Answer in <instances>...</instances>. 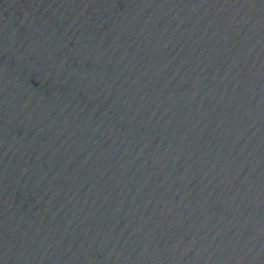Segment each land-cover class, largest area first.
Returning a JSON list of instances; mask_svg holds the SVG:
<instances>
[{
  "label": "water",
  "instance_id": "obj_1",
  "mask_svg": "<svg viewBox=\"0 0 264 264\" xmlns=\"http://www.w3.org/2000/svg\"><path fill=\"white\" fill-rule=\"evenodd\" d=\"M0 264H264V0H0Z\"/></svg>",
  "mask_w": 264,
  "mask_h": 264
}]
</instances>
